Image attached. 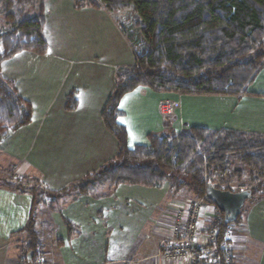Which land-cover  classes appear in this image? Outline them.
<instances>
[{
    "label": "crops",
    "instance_id": "crops-1",
    "mask_svg": "<svg viewBox=\"0 0 264 264\" xmlns=\"http://www.w3.org/2000/svg\"><path fill=\"white\" fill-rule=\"evenodd\" d=\"M42 12L46 52L24 50L0 63L1 76L31 105L30 122L0 141V177L32 180L56 191L116 154L117 141L105 128L101 110L116 70L131 65L134 55L118 12L76 0H43ZM68 95L76 100L71 110L66 109ZM163 98L178 101L166 119L158 108ZM119 110L129 147L147 144L148 134L186 132L193 126L264 136V68L243 93L181 94L141 85L121 97ZM193 199L188 190H172L166 181L99 184L49 206L43 201L37 213L44 216L35 218V228L50 264H187L164 262L156 253L171 221ZM33 206L30 192L0 184V264H18L15 237ZM240 224L243 230L231 239L234 264H260L264 197L246 203Z\"/></svg>",
    "mask_w": 264,
    "mask_h": 264
},
{
    "label": "trees",
    "instance_id": "trees-1",
    "mask_svg": "<svg viewBox=\"0 0 264 264\" xmlns=\"http://www.w3.org/2000/svg\"><path fill=\"white\" fill-rule=\"evenodd\" d=\"M38 2L39 12L28 18L23 7ZM43 0H0V13L9 26L0 31V63L20 51L42 55L47 42L42 35ZM103 7L110 13L132 9L135 21L129 30L121 26L130 41L134 62L115 73L112 92L101 110L105 128L117 141L116 154L97 170L60 190H48L22 179L0 177V184L28 191L34 206L25 226L26 244L20 264H38L46 258L35 228L33 210L42 195L48 206L71 192L87 194L99 184L116 186L137 183L158 186L168 182L172 190H188L205 196L208 183L216 188L238 191L229 185L212 183L211 174L229 164V153L250 168L251 197L244 201L237 219L224 222L223 214L213 220L216 232L210 244L217 247V264H234L233 253L225 259L229 228L239 224L246 203L264 197V136L232 129L211 130L202 126L186 132L148 134L147 144L128 146L127 129L117 118L121 97L138 86L181 94H239L246 92L264 68V0H76ZM21 7L15 14L14 8ZM76 100L68 95L66 109ZM31 120V105L13 82L0 74V141L11 130ZM239 174L240 170H236ZM211 175V176H210ZM240 175V174H239ZM207 179H210L208 182ZM227 182V181H224ZM205 202L213 204L208 198ZM46 203V202H45ZM214 205V204H213ZM47 259V258H46ZM44 260V259H43Z\"/></svg>",
    "mask_w": 264,
    "mask_h": 264
},
{
    "label": "built area",
    "instance_id": "built-area-1",
    "mask_svg": "<svg viewBox=\"0 0 264 264\" xmlns=\"http://www.w3.org/2000/svg\"><path fill=\"white\" fill-rule=\"evenodd\" d=\"M178 101L163 98L159 102V112L166 119L174 113ZM225 170L216 173L225 174ZM210 182V179H207ZM202 198L189 200L171 221L170 233L164 237L156 253L157 257L167 261H185L187 264H217V247L210 244L216 232L213 220L220 217L215 205L209 204ZM208 218V219H206ZM244 224H235L227 232L230 240L225 245L227 262L232 252V235L237 230H243ZM42 258L39 262H42Z\"/></svg>",
    "mask_w": 264,
    "mask_h": 264
},
{
    "label": "rangeland",
    "instance_id": "rangeland-1",
    "mask_svg": "<svg viewBox=\"0 0 264 264\" xmlns=\"http://www.w3.org/2000/svg\"><path fill=\"white\" fill-rule=\"evenodd\" d=\"M38 5H39V3L35 2L32 5H26L25 7H23V9H22L23 15L21 17L28 18L30 16L37 14L39 12ZM20 8L21 7H19V6H17V8L16 7L14 8L15 14L17 13V10H20ZM117 17L120 21V24L124 25L125 28L128 30H129V27L131 28V26H133V23L135 21V17L133 15L132 9H126V10H123V12L118 11ZM8 27L9 26L6 24L5 19H4V13L2 12V13H0V31H4ZM0 49H1V46H0ZM227 156L229 158V164L223 168L226 171L225 174L219 173V175H218L216 173V171H219V170L223 171V169H215L213 171V173L211 174L212 176L210 175L211 176L210 179L212 180V183L229 185L234 190L247 189L250 187V185H253L252 181L250 179V168L247 165H245L244 163H242L238 159V156H236L234 153H229ZM236 170H240V172H239L240 175L236 172ZM21 181H23L24 183H27L28 185L35 184L34 181H32V180L22 179ZM224 181H227V182H224ZM47 200L49 201L50 197H48L46 195H42L41 197L38 198V202L35 205L34 210H33V214L35 215V218L38 217L40 219L41 216L42 217L44 216L43 214L41 215V212L37 213V209H38L39 205H44L43 201H47ZM38 220H37V222H38ZM260 239L263 241V246H264V230L261 231V233H260ZM15 240H16L15 241L16 242V248L18 250V253H17L18 256L17 257L19 258V255H20L21 251L23 250V248L26 244L25 234L22 233L21 235L15 237ZM46 258H47V256H46ZM48 258L47 259L43 258L44 260H42L41 263L38 261V264H50L49 262H47ZM158 258L161 259L160 257H158ZM161 260H163V259H161ZM163 261L167 262L165 260H163ZM18 264H20L19 259H18ZM260 264H264V253L262 255Z\"/></svg>",
    "mask_w": 264,
    "mask_h": 264
},
{
    "label": "water",
    "instance_id": "water-1",
    "mask_svg": "<svg viewBox=\"0 0 264 264\" xmlns=\"http://www.w3.org/2000/svg\"><path fill=\"white\" fill-rule=\"evenodd\" d=\"M205 196L223 214L224 222L230 223L237 219L244 201L251 197V193L248 188L231 191L216 188L214 185L208 183L205 187Z\"/></svg>",
    "mask_w": 264,
    "mask_h": 264
}]
</instances>
